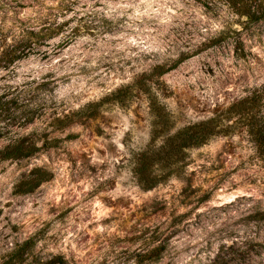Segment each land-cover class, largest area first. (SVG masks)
Here are the masks:
<instances>
[{"label": "rangeland", "instance_id": "rangeland-1", "mask_svg": "<svg viewBox=\"0 0 264 264\" xmlns=\"http://www.w3.org/2000/svg\"><path fill=\"white\" fill-rule=\"evenodd\" d=\"M61 3L0 0V37L36 27L39 18L56 13ZM226 3L74 0L70 6L77 11L104 14L108 31L83 33L68 44L58 34L0 69L8 73L5 80L17 84L47 82L38 90L44 113L20 132L33 134L38 144L54 141L28 158L0 162V254L14 242L32 239L42 258L61 255L66 264H125L133 254L121 246L151 233L153 241L163 238L162 248L153 255L135 253L137 264H163L173 240L181 248L175 254L177 264H191L192 246L186 241L224 217L210 235L255 239L244 242L246 251L221 243L211 264H256L257 249L264 247L259 240L264 235V161L239 130L187 149L178 166L156 172L161 179L150 189H143L133 173L136 154L156 147L166 132L206 119L264 85V20L242 29V55L235 56L232 33L191 55L225 26L240 28L236 22L227 24L231 14ZM182 52L188 56L171 68ZM156 65L171 69L158 74ZM57 94L58 106L53 99ZM77 96L85 101L79 108L72 99ZM33 125L37 129L28 132ZM153 128L159 131L155 136ZM145 129L148 143L122 155L134 138L142 139ZM35 166L48 172V179L30 192H16L17 182ZM173 179L178 194L171 191ZM177 204L193 208L177 214Z\"/></svg>", "mask_w": 264, "mask_h": 264}, {"label": "trees", "instance_id": "trees-1", "mask_svg": "<svg viewBox=\"0 0 264 264\" xmlns=\"http://www.w3.org/2000/svg\"><path fill=\"white\" fill-rule=\"evenodd\" d=\"M73 2L74 0H62L57 6L58 11L52 14L48 12L39 18L36 27L31 25L20 28L10 38L0 37V69L6 70L15 60L33 51L36 45H41L58 34L62 38L61 42L68 44L83 33L98 35L108 31L103 24L110 21L104 14L95 10L77 11L70 6ZM226 4L231 17H234L227 20V24L236 22L240 28L225 26L218 34L202 41L191 55L219 43L228 33L233 35L229 40L235 56L243 54L241 31L251 22L264 20V0H227ZM64 14L70 15L58 19ZM72 21L74 25H70ZM187 56V53L182 52L171 68ZM154 68L158 69V74L171 69H165L161 65ZM5 78L0 75V138L8 143L0 148V162L28 158L54 142L44 141L38 144V138L33 134L20 132L44 113L45 100L39 97L38 90L47 82L43 79H31L22 84H13ZM54 120L62 122L57 117ZM234 129L246 136L256 156L264 161V85L253 87L244 95L219 108L212 116L183 126L174 135L167 136L159 147L149 146L137 153L133 161V173L143 189H150L161 179L156 172L178 166L187 149L198 147L217 134L229 135ZM158 132L153 128L152 135L155 136ZM157 164L158 167L155 166ZM47 179L48 172L38 166L32 167L15 185L16 192H30ZM34 245L32 239L14 242L0 254V264H66L61 255L42 258L34 251ZM161 248L162 244L153 248L150 253H159Z\"/></svg>", "mask_w": 264, "mask_h": 264}, {"label": "clouds", "instance_id": "clouds-1", "mask_svg": "<svg viewBox=\"0 0 264 264\" xmlns=\"http://www.w3.org/2000/svg\"><path fill=\"white\" fill-rule=\"evenodd\" d=\"M234 17H229V19H233ZM0 75L7 76V72H0ZM25 79L30 78L29 76H25ZM12 83H18V81H11ZM53 99L56 101V105L58 106L61 101V96L59 94L55 95ZM73 100H76V107H82L85 104L84 100H80L79 97H72ZM68 101H66L67 103ZM63 110H61L62 112ZM34 129H37V125H33L27 129L28 132L33 131ZM38 130H43V126L41 125ZM49 132H52L51 129L48 130ZM178 131L177 128H172L170 131L166 132L163 137H160L156 140V147H159L161 144L164 143V139L167 136L174 135ZM147 129H145V132L141 134L142 139L136 140L134 138V142L129 143L125 149V151L122 153V155L127 156L130 152V150L138 149V145L147 144L149 141V136L146 134ZM53 135H59V133H52ZM122 135V133L120 134ZM119 138V136H118ZM41 143L43 141H40ZM8 141L0 142V148H3L5 144H7ZM125 167H128V161H125ZM158 167L159 165H155ZM171 191L178 194L179 190V184L177 183L176 179H173L171 181ZM178 208V213H188L190 209L193 208L192 204H188L185 207H179L177 204L176 206ZM202 211H204L202 209ZM224 217H221L219 221H215L212 223L210 227H206L203 234H198L196 239L193 240H187L186 243L192 246L191 252L188 254L189 259L191 260V264H211L212 257L215 256L217 249L221 243L225 244H234L238 247L240 251H246V248L244 247V242L248 239H255V237H246L243 234L238 236H232L230 239L222 240L219 238V235H210V233H214L215 230L219 227H221L222 221L224 220ZM151 233H149L148 237H143L140 240H138L136 243L132 245H123L121 246L124 251L132 253L131 259H126L125 264H137L135 253H146L150 252L153 248L160 246L163 243V238L157 239L153 241L151 237ZM259 240L262 244H264V235H261L259 237ZM177 241L173 240L171 244L169 245V255L165 258L163 261V264H177L175 259V254L178 251H181V248H177ZM120 248H117V251H120ZM257 251L259 252V255L255 257L256 264H264V247L258 248ZM147 264V262H146Z\"/></svg>", "mask_w": 264, "mask_h": 264}]
</instances>
